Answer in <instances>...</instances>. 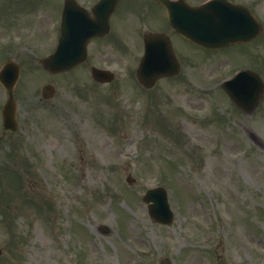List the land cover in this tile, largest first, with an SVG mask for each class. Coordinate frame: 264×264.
<instances>
[{"label":"rangeland","instance_id":"obj_1","mask_svg":"<svg viewBox=\"0 0 264 264\" xmlns=\"http://www.w3.org/2000/svg\"><path fill=\"white\" fill-rule=\"evenodd\" d=\"M232 1L259 19L260 40L205 55L174 39L185 53L181 74L148 91L131 77L142 52L133 38L142 24L157 31L163 22L158 8L152 15L143 6L146 20H139L137 9L115 12L117 35L132 38L114 48L91 46L90 62L117 74L112 83L97 85L86 66L55 76L42 71L40 59L54 49L49 24L55 20H34L31 34L42 39L32 44L23 23L29 17L12 14L18 5L7 6L0 38L22 41L7 58L23 72L16 92L18 131L0 132V213L8 217V227L0 229V264H75L74 254L87 264H131L133 248L144 247L142 238L162 257L141 264H264V98L246 116L229 107L217 87L239 63L264 79V0ZM125 2L135 8L139 0ZM45 84L56 89L48 101L40 97ZM5 97L0 89V107ZM9 169L18 171L20 185ZM155 186L173 193L175 218L168 227L145 220L140 205L141 194ZM8 188L13 195L3 196ZM103 224L107 234L97 230ZM119 224L126 226L124 236L114 231Z\"/></svg>","mask_w":264,"mask_h":264},{"label":"water","instance_id":"obj_2","mask_svg":"<svg viewBox=\"0 0 264 264\" xmlns=\"http://www.w3.org/2000/svg\"><path fill=\"white\" fill-rule=\"evenodd\" d=\"M111 1V0H110ZM160 3H162L166 9H170L172 8V6L175 4V3H172V2H168L167 0H159ZM171 23H173V20L171 18ZM175 25V24H174ZM177 27V26H175ZM98 29H100V27H98ZM179 30V29H178ZM180 32H182L184 35L186 36H191L190 33H187L186 31H182V30H179ZM253 34V32L251 33ZM251 37V36H250ZM249 36L245 37V38H239V37H234L232 39L230 38H225V40L219 44H209L210 46H214V47H222V46H225L227 44H232V43H235V42H243V41H247L249 38ZM206 45V44H205ZM78 55H80V53H78ZM83 54L81 55V57H79L78 59H69V60H66V63H60L58 65V67L56 66V60H57V53H55V55H53L50 59H48V61H45L44 62V65L45 67H48L50 70L52 71H62V70H65V69H69L71 67H73L75 64H77L78 62H80L82 59H83ZM153 74L147 76L146 78H141L142 81L145 83V85H149L152 83L153 81ZM7 86V90H8V93L11 94V84L9 85H6ZM9 104H7L6 106V111H5V114L3 115V119H4V125L6 128H11V129H15V123H14V120H13V112H12V108H13V103H12V100L10 99L8 101ZM240 105V104H239ZM241 106V105H240ZM255 106V103L252 107H244L242 106L244 109H251ZM9 111V113H8Z\"/></svg>","mask_w":264,"mask_h":264}]
</instances>
